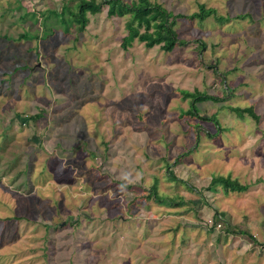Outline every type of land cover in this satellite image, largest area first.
Here are the masks:
<instances>
[{
	"label": "rangeland",
	"instance_id": "obj_1",
	"mask_svg": "<svg viewBox=\"0 0 264 264\" xmlns=\"http://www.w3.org/2000/svg\"><path fill=\"white\" fill-rule=\"evenodd\" d=\"M76 1L0 0V264H264V0H150L167 52Z\"/></svg>",
	"mask_w": 264,
	"mask_h": 264
},
{
	"label": "trees",
	"instance_id": "obj_2",
	"mask_svg": "<svg viewBox=\"0 0 264 264\" xmlns=\"http://www.w3.org/2000/svg\"><path fill=\"white\" fill-rule=\"evenodd\" d=\"M103 4L107 6L108 16L126 17L125 28L128 33L123 38L122 44L124 47H127L133 42V40L137 39V41L143 42L148 48L159 45L162 50L167 52L171 51L177 44L185 43L178 39L177 33L174 29L175 20L181 15H173L161 4L150 0H134L131 3H127L123 0H77L72 9H70L68 4H63L61 11H56L57 13H54V17L59 20H64L68 15L69 18H66L67 24H69V26H76L78 31H83L89 22L88 13L96 14ZM215 13L214 9L206 8L204 4H201L199 5L198 12L194 13L192 17L204 20L211 15H215ZM20 37H26V35L24 34ZM184 96L189 97L191 94L184 93ZM207 99L219 101V98L206 94L193 96L192 102L190 103L191 107L187 110V113L197 116L200 119H211V117H214V115H211V117H205L202 114H199L196 109L195 105L197 102ZM238 110L240 112H248L253 118L258 119V116L254 113L252 107L243 110L238 108L237 111ZM177 162L178 159L174 161L172 166L176 165ZM172 166L171 164L167 165L166 172L167 175L175 181V175L171 170ZM217 184H222L223 189L226 192H240L247 190L246 185H241L237 182L233 183L224 178L212 179L208 188L215 191V186ZM153 194L157 200L162 202L155 189L153 190Z\"/></svg>",
	"mask_w": 264,
	"mask_h": 264
},
{
	"label": "crops",
	"instance_id": "obj_3",
	"mask_svg": "<svg viewBox=\"0 0 264 264\" xmlns=\"http://www.w3.org/2000/svg\"><path fill=\"white\" fill-rule=\"evenodd\" d=\"M262 264V263H261Z\"/></svg>",
	"mask_w": 264,
	"mask_h": 264
}]
</instances>
